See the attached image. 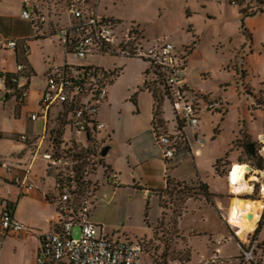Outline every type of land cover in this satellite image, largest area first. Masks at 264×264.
<instances>
[{"label": "rangeland", "instance_id": "1", "mask_svg": "<svg viewBox=\"0 0 264 264\" xmlns=\"http://www.w3.org/2000/svg\"><path fill=\"white\" fill-rule=\"evenodd\" d=\"M69 1L31 0L36 11L59 25L70 20ZM101 12L119 22L114 28L113 54L81 60L67 55L58 36H53L44 45L50 59L43 57L45 62L55 61L60 65L67 58L72 66L124 71L118 80L107 86V99L100 104L97 115L104 125L101 137L110 136L107 146L112 147L104 160L121 169L122 173L115 170L120 187L108 182L103 168L94 172L92 181L98 187L92 197L88 220L113 239L147 243L148 252L141 254L139 264H150L151 255L158 264H187L191 253L188 264H195L209 258L216 248L223 249L225 256L218 264H264V225L255 240L254 232L243 239V225L234 223L243 222L235 213L238 200L261 201V218L264 212V176L261 174L264 171L256 169L244 150L245 144H255V153L264 159L258 142V136H264V14L245 18L243 25L244 16L239 7L230 6L227 0H102ZM159 40L171 43L175 48L173 55L182 59V64L186 62L185 74L191 78L192 86L201 87L212 101H221L223 106L217 112H203L198 127H186L188 144L176 150L166 164V177L161 170L151 172L149 187L147 174L135 169L132 160L151 161L163 152L152 135V96L144 90L151 63L144 61L143 56L159 50L162 44ZM130 51L137 52L138 56L129 58L127 52ZM38 59L43 61L42 55L40 58L38 54ZM33 78L28 80L24 104L19 105L13 98L4 106L0 99V132L8 134L0 142V150L9 146L17 151L26 150L30 155L23 164L29 163L31 149L17 138L32 133L33 114L44 115L41 101L47 83L42 78ZM26 80L21 78V82ZM32 91L34 95H30ZM16 104L23 108L21 115L16 111L19 109ZM61 110L57 105L51 109V129L53 119ZM163 112L167 127L172 131L175 123L169 100L164 103ZM148 131H152V142L146 138ZM196 132L197 140L204 141L203 146L196 141ZM47 150L46 139L39 159L43 161L41 170L48 177L55 174L56 169L50 168V163L42 158ZM199 152L202 155H198ZM220 159L224 162L218 165L217 172L215 165ZM3 162L5 166L8 164ZM239 164L248 167L249 178L253 177L250 182L259 183L257 192L253 185V192L249 194L229 191L225 184L227 177ZM198 172L202 180L198 179ZM168 179L172 181L170 188L158 193L164 190L163 184L165 181L167 184ZM201 182L209 185L213 205L202 195ZM16 189L21 191L17 185ZM229 223L234 227L232 230L228 229ZM80 236V227L75 225L72 237L79 239ZM249 254L252 260L247 261Z\"/></svg>", "mask_w": 264, "mask_h": 264}, {"label": "built area", "instance_id": "2", "mask_svg": "<svg viewBox=\"0 0 264 264\" xmlns=\"http://www.w3.org/2000/svg\"><path fill=\"white\" fill-rule=\"evenodd\" d=\"M230 6H237L241 0H227ZM100 0H71L68 7L69 19L67 25L60 28L56 34L61 46L67 55H74L76 58L86 60L93 55H107L115 52L114 28L119 22L113 18H105L99 11ZM33 4L31 0H24V10L22 18L31 21L33 27L37 23L44 21V18H36L33 15ZM35 29V28H34ZM36 29L37 26H36ZM40 30L38 29V32ZM159 50L150 51L143 56L144 61L150 62L148 70V80L153 78V71L164 80L168 88V100L172 104L173 115L176 118L175 126L170 131L154 134L157 144L163 149V158L170 162L176 152L183 144H188L185 129L187 126L196 128L199 124L200 115L203 112H217L222 109L221 101H212L209 95L203 96L188 88L186 82V62L181 63L173 55L174 46L171 43L163 42ZM22 44L25 55L29 54V49L24 41L17 39H0V48L3 50L16 51ZM129 46V45H128ZM129 58H136L137 52H127ZM126 53V54H127ZM75 67L69 63L56 66L47 74L44 99L41 107L44 115L33 114L32 121L42 118L45 124L43 138H31L20 136L19 140L33 147L32 161L39 158L42 143L47 139L48 150L42 155L47 160L50 168L56 169L55 194L60 204L59 225L60 227L44 235L41 239V251L36 264H139L140 256L144 252V245L139 241L113 239L105 235L99 228L88 220V214L92 208V192H86L81 204L77 209L73 206L72 191L74 187L69 180L71 169L74 166L70 158L57 153L50 148V133L55 128L61 129L63 138L67 132L71 131L75 138L87 139L88 133H101L104 125L98 121L97 115L99 106L107 99L106 88L108 83L104 82L103 76L94 77V71L84 70L76 72ZM91 68L89 66H80ZM28 66L17 64L14 73H8L0 67V92L12 94L19 105L25 103L28 92L29 79L25 78ZM147 72V73H148ZM27 79L21 82V78ZM103 79V82L100 80ZM190 93V97L186 95ZM61 107V112L57 113L50 128V112L53 106ZM196 141L203 146V140ZM48 136V138H47ZM261 146V156H264V136L258 137ZM102 152V151H101ZM260 152V151H259ZM101 158H103L101 156ZM105 177L111 185L117 187L119 184L118 174L106 167ZM98 168V169H99ZM8 173L12 170L8 169ZM264 171V170H263ZM250 173H247L249 175ZM264 176V172H261ZM15 185L19 186L22 192H32L37 187L25 177L13 178ZM4 181L0 177V185ZM2 230L11 233H20L25 226L14 220L11 210L6 209L0 214ZM79 225L81 236L79 239L72 237V229ZM252 260L251 254L247 261ZM183 264V263H171Z\"/></svg>", "mask_w": 264, "mask_h": 264}, {"label": "crops", "instance_id": "3", "mask_svg": "<svg viewBox=\"0 0 264 264\" xmlns=\"http://www.w3.org/2000/svg\"><path fill=\"white\" fill-rule=\"evenodd\" d=\"M101 3L102 0H100V4H99L100 14L105 18H111L110 16H107L101 12ZM23 10H24V0H0V39H17L20 41H24L29 49L28 65L34 71L33 79L37 80L39 78H42L46 81L47 74L51 71V69L56 66H61L59 63L55 61L45 62L43 58L45 57V59L48 60L50 59L49 56H46L45 54L44 45L50 41V38L53 37L52 36L53 34L51 31H49L48 26H44V29H41L39 33H37L33 27L32 22L22 18ZM38 54H40V58L42 55L43 61L38 59ZM17 62L18 60H17L16 51L8 52L0 48V67L2 69H4L8 73H14L16 70ZM65 63H69L67 61V58H65L64 64ZM123 73L124 71L122 70L121 74L116 80H118L123 75ZM186 82L188 88L191 89L192 91L198 92L202 95H207L206 94L207 92L202 90L201 87L192 86L191 78L189 77V75H186ZM145 91H147L152 96V94L148 90ZM33 93L34 92L32 91L30 95H34ZM0 99H1V103L2 101H4V103H2L3 105L13 100V98L8 97L3 92L0 93ZM15 107L18 108L19 106L17 107L16 104ZM16 111L18 115H21L23 112V108L21 109V107H19V109H17ZM153 115H154V98L152 96V121H153ZM30 128L32 130V133L29 135L31 138H43V134L45 133V124L42 118L38 119L35 122L31 121ZM151 134L152 131H148L146 133V138L150 142H152V135L155 138L154 133L152 135ZM0 135H1L0 142H2V140L5 139L8 134L4 132H0ZM110 144H112V142ZM29 148L31 149V155H32L34 148L31 146H29ZM111 150L112 147L110 151ZM124 151L126 152V150ZM29 155H30L29 152L28 154H26V150L17 151L13 149L11 146H9V148H5L4 150H0V159H2V161L0 160V177L4 181V183L0 185V214L4 210L9 209L13 214L14 220L20 222L25 226V229L17 234L6 232L0 229V264H36L37 258L41 251L42 237L47 233L55 231L56 223L59 220V215L55 206L52 205L51 202L48 200V197L51 198L55 194L54 192L56 185V175L52 173L48 177L45 176V173H43V171L41 170V168L43 167L42 159L38 158L35 161H32V156H31L29 163L23 164L22 162H24L25 160L27 161ZM198 155H202V153L199 152ZM129 159L131 160L130 157ZM3 161H6L8 163L6 164L7 167L5 166ZM132 161H133V165H135L134 167L135 169L139 168L142 174L144 173L147 174L146 183L147 186L149 187L152 181V176H151L152 171L161 170V172H163V177L164 176L166 177L167 175L168 168L166 164L168 162L164 160L163 152H160L151 161L148 160L139 161L137 158H134V160ZM104 163L111 170L117 173L115 170L118 168L114 166L113 162L108 163L107 160L106 161L104 160ZM8 169H11L12 172L8 173L7 171ZM118 171L119 173H122L120 172L121 169H118ZM254 172L255 170H253V173ZM27 175L29 177V180L32 183H34L37 188L32 192L18 191L16 189V185L13 182V178L15 176L25 177ZM249 175L245 176L246 177L245 179L249 180L248 182L246 180L247 184L245 186L250 187L253 192V188L251 185L255 186L256 184L259 183H257V181L250 182L253 177L250 176L249 178ZM197 177L198 179L202 180L199 172ZM220 179L223 182H225L224 178H220ZM255 179L258 180V178ZM173 180L179 181V179H173ZM181 181H186V180H181ZM188 182H194V181H188ZM225 184L226 186H228L229 191H231L232 193L233 191L230 188L228 177H227V182ZM119 185L120 184H118L117 186L118 188L120 187ZM165 188H166V181H165V185L163 184V189ZM145 191L148 192L149 190L146 189ZM242 201L243 200H238L235 207V213L239 219L243 220V222L235 221L234 223L243 225L244 229L242 232V236L244 237L242 238L244 239L251 232H250V221L247 218L245 212L241 208ZM244 221H246L247 223ZM247 226L249 227L246 229L245 227ZM233 228L234 227L231 224L228 227V229L231 230ZM223 258L225 259L223 249L216 248L212 252L209 258L195 264H218L219 262H222ZM191 259H192V253H191L190 261L188 263L191 262Z\"/></svg>", "mask_w": 264, "mask_h": 264}, {"label": "trees", "instance_id": "4", "mask_svg": "<svg viewBox=\"0 0 264 264\" xmlns=\"http://www.w3.org/2000/svg\"><path fill=\"white\" fill-rule=\"evenodd\" d=\"M71 1V0H70ZM69 1V3H70ZM69 3L67 5V12H68V7ZM34 6V5H33ZM237 6L240 9V14L243 17V25H244V19L249 18V17H254L258 13L264 14V0H241ZM36 7L34 6L32 9L33 15L36 18H44V21L41 23H37L34 25V28L37 33L38 29H44V26H48L49 31L52 32V34H56L57 31L62 28L63 25H59L56 22L50 21L48 16H45L44 14L36 11ZM69 17V15H68ZM59 22L60 19H59ZM36 26L38 29H36ZM244 32L246 30L244 27H242ZM249 37L252 38V35L249 33ZM17 52V64H25L28 66V72L25 76V78H32L34 77V71L32 70L31 67L28 65V56L25 55V49L23 48L22 44L20 47L16 50ZM76 72H81L84 70H91L94 71V77L98 76H103L104 77V82L108 83L109 85L114 83V81L119 77V75L122 72V69H114L111 71H105L101 68H96V67H91L89 68H84V67H75L74 68ZM84 69V70H83ZM149 74V72L147 73ZM47 78V77H46ZM103 82V79L100 80ZM144 89L148 90L153 98H154V115H153V121H152V129L154 134H158L160 132H167V122L164 120L163 115V106L166 101H168V88L164 82V80L158 75L156 72L153 71V78L150 80H146ZM8 97L13 98L14 96L12 94H6ZM205 96V95H203ZM176 121L175 116L173 115V122ZM63 132L61 129L55 128L53 131L50 133V138H49V144L50 148H52L56 153L57 151L61 152L60 154L65 155L67 158H70L74 166L70 170L71 173L69 174V180L72 182V185L74 187V190L72 191L73 195V206L75 209L78 210L82 198L85 195L86 192H92L95 194L97 187L96 183L92 181L94 177V172L97 171L99 167H106V164L104 163L105 158H101V151L104 149V147L107 146V141L110 139V136H105V138L101 137V133H88L87 139L80 140L75 138L71 131H68L65 138H63ZM243 134V131H242ZM1 138V135H0ZM251 145L250 143L245 144L244 150L246 152L247 157L249 158L250 162H254L256 164V169L259 170H264V159L260 157L257 153H255L254 156H251L249 153V150L247 147ZM255 145V144H253ZM256 146V145H255ZM224 162V159H220L216 162L215 168L216 171L219 172L218 170V165L220 163ZM172 181L171 179L167 180L166 188L158 193H164L165 190L170 188ZM259 184L255 185V192L259 190ZM200 189L202 192V195L206 198V200L213 205L212 197L213 194L210 193L209 191V185L207 183H200ZM48 200L51 202L52 205L55 206L58 215H60V204L57 201V198L55 196L53 197H48ZM163 207V206H161ZM60 219V218H59ZM59 221L56 223L55 230H57L60 225ZM264 225V212L262 215V218L257 226V228L254 231V239L257 240V235L259 234L262 226ZM140 243H143L144 245V251L148 252V247L147 243L144 241H139ZM151 255V254H150ZM150 264H158L156 261V258L151 255V263Z\"/></svg>", "mask_w": 264, "mask_h": 264}, {"label": "bare ground", "instance_id": "5", "mask_svg": "<svg viewBox=\"0 0 264 264\" xmlns=\"http://www.w3.org/2000/svg\"><path fill=\"white\" fill-rule=\"evenodd\" d=\"M247 172L248 167L246 165L239 164L235 167L234 171L228 177L229 185L232 191H238L240 194H249L252 192L250 187L245 186L247 184L245 179ZM241 208L250 221V232L255 231L256 225L261 219L263 203L261 201L250 202L243 200L241 203Z\"/></svg>", "mask_w": 264, "mask_h": 264}, {"label": "water", "instance_id": "6", "mask_svg": "<svg viewBox=\"0 0 264 264\" xmlns=\"http://www.w3.org/2000/svg\"><path fill=\"white\" fill-rule=\"evenodd\" d=\"M110 149H111L110 146H106V147H104V149H103L102 152H101V156H102L103 158H106L107 155H108V153L110 152ZM247 149L249 150V153H250L251 156H254V155H255V145L251 144V145H249V146L247 147ZM251 169L254 170V168H252V167H251Z\"/></svg>", "mask_w": 264, "mask_h": 264}]
</instances>
